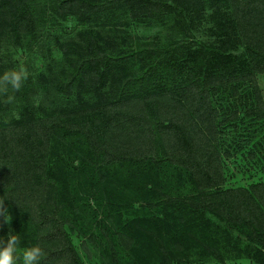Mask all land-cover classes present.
I'll return each mask as SVG.
<instances>
[{
  "label": "rangeland",
  "instance_id": "obj_1",
  "mask_svg": "<svg viewBox=\"0 0 264 264\" xmlns=\"http://www.w3.org/2000/svg\"><path fill=\"white\" fill-rule=\"evenodd\" d=\"M93 1L96 8L90 9L77 8L74 0H22L36 29L31 37H17L7 2L0 0V74L18 67L30 73L19 91L9 90L11 103L0 95V127L59 115L79 121L86 117L92 130H101L95 106L117 94L144 99L170 90L192 72L195 59L188 60L185 53L196 45L208 50L230 45L233 54L242 47L226 1L177 0L183 8L145 14L131 2L130 7ZM85 54L90 61L81 63L79 79L69 82L70 59ZM147 61L155 63L153 73L146 71ZM219 65L220 73L233 68ZM209 94L221 187L264 181V72L225 87L212 85ZM145 104L153 114V99ZM53 137L45 201L58 208L83 264H264V245L252 230L185 201L197 200L208 189L197 187L183 165L166 159L158 142L155 161L104 164L101 154L76 135L56 132ZM0 199L11 217L5 222L0 216V237L7 239L9 230L19 235L18 257L26 247L48 243L40 237L48 225L40 227L30 213L13 208L1 188Z\"/></svg>",
  "mask_w": 264,
  "mask_h": 264
},
{
  "label": "trees",
  "instance_id": "obj_2",
  "mask_svg": "<svg viewBox=\"0 0 264 264\" xmlns=\"http://www.w3.org/2000/svg\"><path fill=\"white\" fill-rule=\"evenodd\" d=\"M4 1L13 34L33 36L36 23L30 9L22 5V0ZM220 1L229 4L230 20L241 33L242 47L237 53L233 54L230 45H214L211 50L203 44L196 45L185 53L188 60L195 59L190 66L192 72L183 81L172 84L170 90L162 89L144 99L117 94L114 99L95 106L93 110L98 112L103 124L101 130H92L86 117L79 121L59 115L23 119L0 127V188L13 208L30 213L40 227L48 225L40 236L48 241L41 247L45 253L41 263L53 260L55 264H83L62 224L58 208L47 206L45 201L49 184L47 153L51 143H55L56 132L76 135L80 143L101 154L104 164L155 161L159 143L166 159L183 165L197 187L208 189L197 200L185 201L245 225L264 245V181L249 186L221 187L223 176L216 146L215 110L209 96L212 85L225 87L231 81L252 79L254 72H264V0L213 2ZM129 2L132 8L139 6L144 14L184 7L177 0H170L174 6L164 4V0H110L112 5L131 7ZM74 3L77 8L90 9L97 4L93 0H74ZM173 52L175 48L171 47L169 55ZM87 61H90L89 54L79 60L70 59L69 82L79 79L80 65ZM221 62L233 68L220 73L216 68ZM147 63L146 71L153 73L155 63ZM147 99L154 101L153 114L147 112Z\"/></svg>",
  "mask_w": 264,
  "mask_h": 264
},
{
  "label": "clouds",
  "instance_id": "obj_3",
  "mask_svg": "<svg viewBox=\"0 0 264 264\" xmlns=\"http://www.w3.org/2000/svg\"><path fill=\"white\" fill-rule=\"evenodd\" d=\"M29 75V71L24 67L10 69L0 74V95H7L10 89L12 92L19 91ZM13 100L12 95H7V103H11ZM0 216L4 217L5 222L11 220L7 208L4 206V199H0ZM20 245L19 235L11 230H9L7 239L0 237V264H18V260L22 261V264H41L45 253L39 245L24 248L18 257L17 251Z\"/></svg>",
  "mask_w": 264,
  "mask_h": 264
}]
</instances>
